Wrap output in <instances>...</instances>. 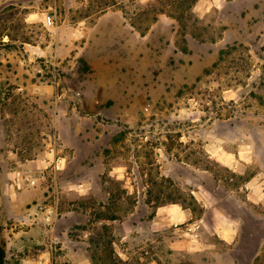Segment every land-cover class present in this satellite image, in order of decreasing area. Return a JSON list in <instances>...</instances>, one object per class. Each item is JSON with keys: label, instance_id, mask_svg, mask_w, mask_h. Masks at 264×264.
Returning <instances> with one entry per match:
<instances>
[{"label": "rangeland", "instance_id": "rangeland-1", "mask_svg": "<svg viewBox=\"0 0 264 264\" xmlns=\"http://www.w3.org/2000/svg\"><path fill=\"white\" fill-rule=\"evenodd\" d=\"M192 1L0 0L4 264H264V0ZM101 9L165 13L104 68Z\"/></svg>", "mask_w": 264, "mask_h": 264}, {"label": "crops", "instance_id": "crops-1", "mask_svg": "<svg viewBox=\"0 0 264 264\" xmlns=\"http://www.w3.org/2000/svg\"><path fill=\"white\" fill-rule=\"evenodd\" d=\"M201 2V0H197L193 6V10L194 8L197 9ZM122 17L117 11L113 12L108 10L98 15L90 26L80 30L82 46L77 49L75 41L70 40L69 43H72L73 47L71 51L68 52H74L76 57L83 59L89 65L97 64L104 68L111 63L119 61L121 56L124 57L127 55V58L133 57L135 35L137 31H135V29H133L128 23L124 24V22L121 21ZM162 17L163 15L161 14V16L150 25L148 31L153 24L157 23V20H160ZM146 33L143 36L138 33V36L144 38ZM54 52V56L51 57V59L56 60L58 58V52ZM187 217L188 213L181 208L175 210L171 207L164 206L162 208H157L147 224H149L148 226L153 227L162 224L167 226L170 224H176V222H185ZM156 230L157 229H155V231ZM183 231L184 234L191 236L190 232H187L186 230ZM225 231L226 230H221L219 236L224 239H229L227 236L228 234L226 235ZM182 240L185 242V238ZM188 247L185 248L187 249ZM69 253L70 258L67 261V264H91L86 256L85 250L72 249ZM144 264L158 263L155 260H149Z\"/></svg>", "mask_w": 264, "mask_h": 264}, {"label": "trees", "instance_id": "trees-1", "mask_svg": "<svg viewBox=\"0 0 264 264\" xmlns=\"http://www.w3.org/2000/svg\"><path fill=\"white\" fill-rule=\"evenodd\" d=\"M177 1H179V0H177ZM196 1L197 0H193L192 1L193 4H195ZM116 5H117V3L115 1H112L111 7H113V6L115 7ZM120 9L121 8H119V10ZM122 9H121V11H122L123 17H126V13ZM104 12H105V10L104 9H101L100 12H99V15L102 14V13H104ZM148 12L149 11L144 10V11H142V13H139L138 18H137V21L129 19V22H128V24L133 29H135V31H137V33H139L141 36H143L148 31L150 25L155 22V20L157 19V16H158V13L155 14L154 16H152V18L148 21V24H146V25H144L142 27V25H140V24H142L144 21H146V20L149 19ZM163 13H165V12H163V11H160L159 12V14H163ZM169 16L172 17V15H169ZM177 18L180 19V16L177 17ZM185 51H186V49L183 50V52H185ZM0 230H1V226H0ZM4 258H5V252L3 250V246H2V244L0 242V264H4Z\"/></svg>", "mask_w": 264, "mask_h": 264}, {"label": "built area", "instance_id": "built-area-1", "mask_svg": "<svg viewBox=\"0 0 264 264\" xmlns=\"http://www.w3.org/2000/svg\"><path fill=\"white\" fill-rule=\"evenodd\" d=\"M53 18H51L50 16H47L46 18H45V22L44 23H46L47 25H52L53 23Z\"/></svg>", "mask_w": 264, "mask_h": 264}]
</instances>
